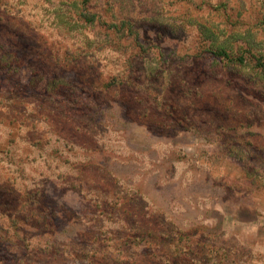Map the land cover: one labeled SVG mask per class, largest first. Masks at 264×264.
I'll return each mask as SVG.
<instances>
[{
  "label": "rangeland",
  "instance_id": "1",
  "mask_svg": "<svg viewBox=\"0 0 264 264\" xmlns=\"http://www.w3.org/2000/svg\"><path fill=\"white\" fill-rule=\"evenodd\" d=\"M0 264H264V0H0Z\"/></svg>",
  "mask_w": 264,
  "mask_h": 264
},
{
  "label": "trees",
  "instance_id": "2",
  "mask_svg": "<svg viewBox=\"0 0 264 264\" xmlns=\"http://www.w3.org/2000/svg\"><path fill=\"white\" fill-rule=\"evenodd\" d=\"M206 51H208L209 53H211L213 56H221L226 58L228 61L232 62L235 61V59L239 62L242 63L243 62V57L241 55H239L238 57H230L228 52L226 51L225 48L223 47H216V48H207ZM149 230V228H146V231Z\"/></svg>",
  "mask_w": 264,
  "mask_h": 264
}]
</instances>
